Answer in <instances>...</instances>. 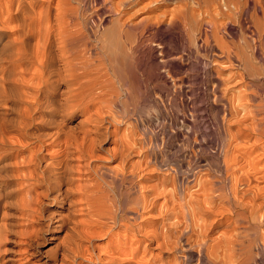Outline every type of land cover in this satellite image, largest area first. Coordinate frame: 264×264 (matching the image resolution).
<instances>
[{
	"label": "bare ground",
	"instance_id": "1",
	"mask_svg": "<svg viewBox=\"0 0 264 264\" xmlns=\"http://www.w3.org/2000/svg\"><path fill=\"white\" fill-rule=\"evenodd\" d=\"M36 1L38 2L0 0V264H45L46 260H35L36 247L45 242L54 249L50 264H154L159 256L150 261L148 247L161 252L165 249L182 252L183 259L178 264H189L191 260L195 264H230L228 245L236 246L235 250L242 259L238 264H264V94L250 92L251 83H245L246 88L243 90H248L249 93H241L242 96L238 95L236 102L233 100V105L230 104L232 112H222L221 122L219 121L221 125L230 121V125L237 129L234 133H229L226 128L222 129L221 157L217 159V168L212 169L215 173L210 176L209 181L197 179V174L203 172L200 170L209 163L193 167L194 163L180 177L178 167L168 166L166 159L160 160L151 152V143L147 146L146 138H140L141 154L132 135L131 141L127 137L128 142L125 138V141L116 139V120L104 107L107 105L108 110L113 109L110 104L115 105L120 96L119 91L114 82L107 78L106 69L103 71L106 67L102 65L104 63L95 62V58H91L94 48L89 53L88 46L85 47L88 34L99 33L98 36L106 47L102 49L106 62L119 82L132 87L136 83V88H139L141 84L138 75L148 72L147 68L150 67L157 73L156 76L160 75L159 69L168 64L166 60L157 61L155 48L149 42L150 38L154 40L158 34L164 36L166 32L156 29L144 35V31L155 23L161 22L169 26L173 21L175 32L170 34V39L179 40L183 44V40L192 34L195 43L203 46L205 51L209 50V54L208 51L204 54V59L211 63L210 70L212 65L220 61L216 59L218 62L215 63L213 55H217L224 57L231 69L239 68L241 71L237 74L241 79H259L264 77V57L257 47L264 44L261 42L264 39V27L261 30L254 28L258 33L254 37L258 46L252 45L242 35L241 38L237 36L239 29L242 30L241 24L239 29L229 26L225 37L230 38L223 40L225 33H222L223 36L220 34L218 26L212 24V18H209L212 19L210 21L199 17L204 9L201 10L203 5L198 0H194L196 6L189 5L186 0H178L173 7L145 15L136 24L129 21L132 13L126 8L140 0H103L97 6L96 13L89 15L83 25L78 20H71L78 22L76 28L51 27L46 24L42 26L44 21L41 23L42 20L39 19L41 24L36 25V18L40 15L36 17ZM161 1L149 0L147 3H151L149 8L155 10L161 5ZM248 1H253V9L258 7L264 14L262 0H246ZM246 2L227 1L230 5L228 11L230 9L233 13L230 15L229 12L228 17L234 13L242 14L243 17L245 12L251 11H247L249 2ZM146 4L142 8H146ZM105 11L119 16L110 19L108 26L102 27L100 14ZM60 15L61 13L58 16ZM44 18L42 19L45 20ZM224 19L223 17V22ZM218 21L223 24L222 20ZM137 24L145 26L141 30L144 31L139 34L134 32ZM255 24L258 27L261 25L258 22ZM48 25H51V21ZM222 26H219L220 29ZM250 31L254 36L255 31ZM191 49L193 48L190 47L189 50ZM169 63L172 65V61ZM174 66L179 65L175 64L173 68ZM226 76L224 77L227 78ZM175 79L173 83L177 84L180 91V78ZM213 79L211 89L217 94L214 96L222 97L226 81L219 76ZM255 87L257 88V84ZM224 102L226 103L225 100ZM225 108L227 107L223 110ZM239 109L242 114L238 116ZM145 132L148 133L144 131L142 134ZM134 151L139 153L138 160L132 159ZM113 160H119L117 167L110 166ZM102 162L108 164H101ZM152 165L157 167L154 169ZM162 170L174 174L170 177L172 191L167 189L169 180L166 176L161 177L156 185L147 184L151 176L161 174ZM106 177L115 180V183L118 181L121 185H128L129 193L128 190L125 192L130 194L129 199L126 195L129 207L126 205V208H119L120 205L113 202L115 199L110 201V192L107 193L108 190L100 182V179L108 182ZM191 180L199 185L198 191L202 189V195L206 190H209L208 193L211 191L212 194H218L215 196L221 198L224 210L225 207L230 210L233 224L242 229L237 235H224L225 242L221 240L224 248H219L221 255L215 253V245H209L207 239H200L199 233L191 234L193 229L190 228L189 232V227L186 230L179 228L186 196L188 195L189 203L195 201L200 206L203 202L195 192L189 193V189L186 190V183ZM212 194L208 198L210 201ZM161 197L164 200L159 205L158 199ZM204 197L205 195L200 198ZM169 200L171 204L168 203ZM157 205L161 212L164 211L171 219L175 218L171 222L172 226L167 228L170 233L167 230H149L148 224L139 234H128L129 228L126 227L124 234H116L119 238L111 242L108 250L103 251L95 245L94 241L99 236H110L111 239L112 234H106L107 229L123 225L121 222H125V217L127 220L132 219L133 223L139 220L140 224L151 219V212ZM195 209L193 206L194 211ZM219 211L222 214L227 212L223 209ZM160 214L159 212L158 215Z\"/></svg>",
	"mask_w": 264,
	"mask_h": 264
},
{
	"label": "rangeland",
	"instance_id": "2",
	"mask_svg": "<svg viewBox=\"0 0 264 264\" xmlns=\"http://www.w3.org/2000/svg\"><path fill=\"white\" fill-rule=\"evenodd\" d=\"M98 1H100V2H98ZM102 1L103 0H38V2L36 1V6H37L36 7V10H37L36 11V14H37L36 17L38 16V14H40V15L36 18V25H38V24L40 25L44 21V23L41 24L42 26H45V24H46V26H51V27L52 26H54V27H58V26L63 27L64 26V28H67V26H68L69 28L71 27V29H73V26H74V28H76V27H78V26H76L77 25L76 23L82 22L81 24L83 25L85 23V21L87 20V17H89V15L91 16L94 14L95 10L97 9V6H99V4ZM177 1L178 0H162L161 5L158 7V9H155V10H151L149 8V6L151 5V3L148 5L149 0H140L138 3L133 2L132 4L128 5L126 8L130 14L132 13L131 14L132 17L130 18L129 21L136 24L139 22L138 20H140V18L144 17L145 15H148V14H151L154 12L159 13L163 9H169L170 7H173L174 5H176L179 2V1L178 2ZM186 1L189 5H192V6L195 5L194 0H192V1L186 0ZM198 1H199V3H201L203 5V6L200 5V6H202L201 10L204 9V11H202V14L199 17L204 18V20L207 19L210 21L213 19L211 22H212V24L215 23L216 26H218V28L221 32L220 34L222 35L223 32L225 33V34H223L224 36L222 35L224 37L223 40H228L230 38L228 36L225 37L226 32L229 29L228 28L229 26L233 25L235 28L237 27V29H239L240 24H241L242 30L239 29V33L237 34V36H239L240 38L242 36H244L250 41L251 44L252 43L257 44V46H258V43L256 41H254V39L256 38V35H258L257 30L254 28H258L261 30L262 27H264V16H263L264 14L262 12H260L262 10L258 7L253 9V7H254L253 1L252 2L248 1L249 2L248 3V2H246V0H242L243 4H245V2H246V4L248 3L247 4L248 5L247 11L251 10L249 12H245V14H243V17H242V14H238V13H236V14L234 13V15H232L231 17H228L231 14H233L230 11V9L228 11V8H230L229 7L230 5L227 3V1H229V0H198ZM145 4H146V6L148 5L146 8L144 7ZM207 4H209V5L211 4L212 6L211 5L207 6ZM250 4H251V6H249ZM262 4H264V0H262ZM142 5H144L143 8H142ZM204 5L206 7V10L204 8ZM226 5L227 6L229 5V6L226 7ZM250 7H252V8L250 9ZM55 8H57V9H55ZM218 8H219V11L217 10ZM40 11H42V12L44 11L43 15H45V18L42 15V12L40 13ZM55 11H57V12H55ZM149 11H151V12H149ZM216 11L218 13L220 12L219 14H221V15H219ZM58 12L61 13L60 17L58 16L60 14V13L58 14ZM98 12H100V11H98ZM225 12H227V14ZM229 12H230V15H228ZM54 13L56 16L54 15ZM62 13H63V15L65 14L64 16H66V15L67 16L64 17L62 15ZM215 14H216V16H215ZM75 15H76V17H75ZM100 15H101L100 20L102 21L101 22L102 27L108 26L109 25L108 21L110 19H114V18L119 16L118 14H114L111 12L109 13L108 11L107 12L105 11L104 13L101 12ZM41 16H42V18H44L46 20L47 23H45V20H43L41 18ZM48 16H50L51 19ZM225 16H227V17H225ZM245 16L247 17V19ZM3 17H5V16H3ZM55 17H56V19H54ZM68 17H69V19H67ZM223 17L225 18L224 22L225 23L227 22L226 25L223 22ZM232 17L235 19H231ZM209 18H212V19H209ZM257 18H258V20H257ZM38 19H39V21L42 20L41 23L38 21ZM57 19H58V21H59V19L62 20V21H59V23H61L62 26L59 23L58 24L56 23V22H58ZM166 19H168V18L166 17ZM217 19L222 20L223 24H219L218 23L219 21ZM65 20H66V23H65L66 25L64 24ZM71 20H75V21L78 20V22L74 21L75 22L74 23ZM50 21H51V25H48V24H50ZM229 21H230V23H229ZM70 22H71V24H70ZM131 22H130V25L132 24ZM256 22H258L262 26L259 25V27H258V25L255 24ZM52 23L54 25H52ZM235 23H237L238 25ZM166 25L167 24H163L161 22L157 23V24L155 23V25L149 26V29H147L145 31L143 30L144 35H148L153 30H156V29H158V31L162 30V32H164V33L166 32L164 36H160L158 34L156 36L157 38L156 37H155L156 39L154 38L155 41L152 40V38H150L149 42H150V44L152 43L153 47L155 48V54H156L157 61H159V62L164 61L165 62V60H166V62L168 64H165V66H163L162 68L159 69L161 74L157 75V76H156L157 73H155V71L152 67L147 68L148 72H145V73L140 72L141 74L138 75L139 76V84H141L139 88H136V83H134V87H132L130 85L124 86L119 82V79L117 78L116 74L113 73L112 69L108 66V64L106 62L107 58H106V55L103 51L106 47H104V44L100 40V38L98 36L99 33L96 35H92V34L89 35L87 33L89 39H87L88 43H86L85 47L88 46V49L90 48L89 50L87 49V52L89 51V53L94 48L93 49L94 51L92 50L91 55L89 53H87V54H89L91 56V58H93V59L95 58L94 59V61L96 60L95 62L100 63L99 61H101V64L104 63L102 65L106 66V67L104 68L101 65L102 66L101 68L102 69L104 68L103 71L106 69L105 71L108 75L107 78L109 77L108 79L110 80V82H112V83L114 82L113 84H115L116 88L119 91L120 96H119V99L117 100V102L115 103V105L110 104L113 109L108 110L107 105H105V107H104L107 111H109V113L111 112L110 114L112 115V118L114 120H116L115 121V126L117 129L116 130V136L118 137V138L116 137V139H118V140L123 139V141L126 140L128 142V138H130L129 140L131 141L130 135H132V137H134V139H136V141H137L136 147L139 150L140 149L139 145L141 144L140 143L141 139L146 138L145 139L147 142L146 145L152 146L151 152L156 154V156L160 160L163 158L166 159L168 161V164H169L168 166L172 165V166L178 167L180 177L185 175V172L189 168H191L194 163L195 164L193 167H195L197 165L198 166L200 165L199 167H201L202 165L209 163V165L203 166L204 167V168H202L203 170L202 169L200 170L203 172L197 174V175H199L197 179H199L200 181L201 180L206 181L207 179H208L207 181H209L210 176H213V174L215 173L214 170H212V169L217 168V159L221 157V150H222L221 139L223 136L222 129L224 130L226 128V130H228L229 133H230V131H231V133H234L236 131L235 129H237L236 126L233 127L230 125V123H231L230 121L226 122L227 124L224 123L223 125H221V123H220L221 122V116L223 115V113H228L232 109L231 105H233L234 101L236 102L235 99L238 97V95L240 97V95L242 96V94L246 95V93H249L248 90L244 91L246 88L245 83H248L247 85H249L251 83V85H249V86H251V88L252 87L254 88V89L248 88L250 90V92L254 91L256 93H259L260 95H263L264 94V88H262V87H264V77L259 78V79L250 78V77L241 79L240 76L238 75L239 74L238 71L240 69L239 68H238V70L237 69L235 70V68L231 69L227 65V63L225 62L226 59L224 57H222L223 58L222 59L220 56H217V55H213V58H215L214 61H215V63H217L219 60L220 61L217 63L218 65L217 64L212 65V69L210 70L209 67L211 66L210 65L211 63L207 62L204 59V57H205L204 54H206L207 51H208L207 54H209V50L207 49L205 51V49H203V46H199L197 43H195L192 34L187 36V39L183 40L184 45L182 44V42H179V40H174L172 38L170 39V36L173 35L175 32V29H174L175 23H173V21H172L170 24L171 26L170 25L166 26ZM220 25H223L221 27V29L219 27ZM144 27H145L144 25L137 24L134 28L135 29L134 32H136V34L137 33L139 34V33L143 32L141 30L144 29ZM223 29H224V31H222ZM250 30L255 31L254 36ZM240 35H242V36H240ZM96 36H98L99 39ZM159 36H160V38H159ZM239 37H237V39H240ZM252 39H253V41H252ZM174 41H176L177 44ZM262 41L264 43V39L261 40V42ZM190 42L192 43L191 45H190ZM101 43L103 44V46L101 45ZM101 46L104 48H102ZM190 47L193 49L189 50ZM257 49H259V52L264 57V54H263L264 53V50H263L264 44H261V46L257 47ZM164 50H165V52H164ZM95 51H97L98 53ZM249 52L250 51H248V53ZM93 53L95 55L97 54L96 56H98V57L100 56L101 59L96 57ZM99 54H101V55H99ZM216 59H218V61ZM170 61H172V65L169 63ZM220 63L222 65V68H221ZM175 64L179 65V66L178 67L174 66V68H173V65H175ZM226 65L228 68L226 67ZM212 70H213V73H212ZM230 73H232V75ZM235 73L239 78L238 77L236 78ZM214 74H216V75H214ZM216 76H219L221 78L223 77V79H225V81H226L227 86H223V88H222V90L225 91V92L222 91L223 92V95H222L223 98L222 97L216 98V96H214V95H217V94L213 93V91L211 89L212 85L214 83L213 77L215 78ZM224 76H226L227 78H225ZM228 76L230 77V79L231 78L232 79L230 80ZM176 77L180 78V87H181L180 91L177 88V84L173 83L174 79ZM234 77L236 79H234ZM165 79H167L168 81L165 82ZM239 79H241L240 82H238ZM258 80H259V82H258ZM228 81H230V82H228ZM253 81H255V82H253ZM253 83L257 84V88L255 87L256 84L253 85ZM178 84H179V82H178ZM258 85H260V86L258 87ZM228 86H231V87H228ZM168 87H169V89H168ZM225 88H226V90H225ZM258 88H259V90H258ZM255 89H257V90H255ZM261 92H262V94H261ZM231 97H233L234 99ZM220 98H221V101H220ZM217 99L219 100V102H217L218 101ZM224 100L226 101V103L224 102ZM229 100H230V102H229ZM223 102H224V104H223ZM221 105L224 107H227V108H225L226 110H223L224 107H222ZM216 110L218 112H216ZM232 111L233 110H231V112ZM238 111H237V114L239 116V114L240 115L242 114V110H240L239 113H238ZM115 112L117 114H113ZM217 129H218V131H217ZM144 131L148 132V133L145 132L147 136L144 135L145 133L142 134ZM218 133L220 134V136ZM143 136H145V137H143ZM124 138H125V140H124ZM147 140H149V142ZM251 140H253L252 137H251ZM217 143H219V144H217ZM148 144H150V145H148ZM139 152H140V150H139ZM149 152H150V150H149ZM133 153H135V154L132 155V159L134 158V160H138L139 159L138 151H134ZM140 154H141V152H140ZM118 161L119 160L111 161L110 166L117 167L119 164ZM101 164H108V163L102 162ZM152 167L155 169L157 166L154 167V165H152ZM261 168H263V167H261ZM207 170H209L210 172ZM215 171H217V170H215ZM160 173L161 174H156L155 176H151V178H150V180H148L147 184L149 183V185H151V184L156 185L159 183L161 177L166 176L167 179L169 180L167 189L168 190L171 189L169 191H172L173 187L170 185V177H172V175H174V174L170 173V171L168 172L165 170L164 171L162 170V172H160ZM106 178H108V179H106ZM106 178L105 179L108 180V182L107 181L105 182L102 179H100V182L102 185L104 184L103 186H105L106 190H108L107 193L110 192L109 193L110 198H111L110 201L111 200L113 201L115 199L116 201L114 200L113 202H116L115 205L117 204V206L120 205L121 207L118 206L119 208H126V207H124L126 205H127V207H129V200L128 199H129L130 194H128L129 193V189L127 188L128 185L126 183H122V185H121L120 182L117 183L118 181L115 183V180L112 181V179H110V177H106ZM109 179L111 182L110 184H109ZM191 181H193V180H191ZM191 181L189 183H186L187 186H185V188L188 187V188H186V190L189 189V190H187L189 193H190V191H192L193 193L195 192L196 195L198 196V199H200L203 202H201V205L198 206L197 202H195V201H192V203H189L188 195L186 196L188 200L185 197V199H186V201H184L185 207H184V209L182 208L183 213L180 217V223H179L180 227L179 228L186 230V228L189 227L187 231H189L190 228H191V230L193 229L192 232H191V230L189 231V232H191V234H198L199 233V238L200 239H207L208 240L207 243L209 245H211V244L213 246L215 245V253L221 255L222 254L221 249L224 248L223 247L224 245H221V243L225 242V237L229 234L230 235H232V234L237 235L239 233L238 231H241L242 229L237 224H233L232 214H231L230 210L226 209V207H225V210L227 212H224L223 214L220 213L221 212V211H219L220 209H223V211H225L224 210L225 205L223 206L221 204V198L219 199V197L215 196L218 194H216V193L212 194L211 191L209 192L210 193L209 194L208 193L209 190H206L207 194L203 192L204 194L202 195V189H200L201 193H199L200 191H198L199 185H196V183L194 181L192 182L194 184H192ZM125 184H126V187H125ZM120 185H121V187H118ZM197 186H198V188H197ZM125 188H127V189H125ZM126 190H128V193L125 192ZM187 191H186V193L188 194ZM211 194H212V201H210L208 199V198H211ZM126 195H127L128 199H127ZM204 195H205L204 198H200V197H203ZM206 195H208L210 197H207ZM124 198H126V199H124ZM158 200H159L158 204L160 205V202L162 203L164 198L161 197ZM204 201H206V202H204ZM108 202H109V200H108ZM213 202H215V203H213ZM168 203L171 204V201ZM159 205H157L155 207V210L152 211L153 213L151 212L152 218L149 220H146L145 221L146 224H145V222L140 224L139 220H136L135 223H133L134 221L132 219L128 218V220H127V218L125 217V220H123L125 222H121V223H124L123 225L111 226L112 228L107 229L106 234H112L111 239L109 238L110 236H108V238H107V236H104V235H103V237L99 236L94 241V243H96L95 245L100 247V249H102V250L103 249L105 251L108 250V248L112 244L111 242L118 240L119 235H116V234H124V232H125L124 230L126 227L129 228L128 234H139L140 231H142L144 229V226L148 225V224H150V226H151V227L148 226L149 228L147 227V229H149V230L157 229L158 231L160 230V232L167 230V233H168L169 231L167 228L172 226V223L175 221V218L172 217L173 219H171L170 218L171 216L168 217L167 214L164 213V211L161 212ZM193 206H194V209L196 207L195 211L193 210ZM201 206H202V208H200ZM191 210H192V212H191ZM208 210H209V212H208ZM189 211L191 214L189 213ZM212 211H214V212H212ZM215 211H218V212H215ZM159 212L161 213L160 214L161 216L158 215ZM184 212H185V214H184ZM187 213H189V216H191L190 218H189ZM127 217H130V216H127ZM168 218H170V219H168ZM186 219H187V221H185ZM129 222H131V224ZM185 222H186V224H185ZM210 222L211 223L213 222V223L211 224ZM126 223H128V224H126ZM129 224H130V226H128ZM235 225H237L238 227L237 226L235 227ZM130 227L131 228L133 227V229H131ZM195 227L196 228L199 227V228L196 229ZM231 227H234V228L231 229ZM200 228H201V231H200ZM136 229H138V230H136ZM230 231H231V233H230ZM171 232H172V234H174L173 231H171ZM189 232H188V234H190ZM252 233L253 232H250V234H252ZM224 235H226V236H224ZM223 237H224V240L222 239ZM221 240H222V242H221ZM50 246H51V244H49L47 242H45L43 244L40 243L36 247L37 252L35 254V260L37 259L41 262L46 260L44 263L50 264V260L54 255V249ZM228 247H229V249L227 250V253L228 252L230 253V260H231L230 264H238L242 259L235 250L236 246L228 245ZM148 248H149V254H150L149 255L150 261H152L155 256H157V257L159 256V258L156 260V262H154V264H164V263L165 264H178L183 259V253L182 252H174L173 250L168 251L166 249L161 252V251L154 249V248H151V247H148ZM219 248H221L220 251H219ZM191 263L195 264V262L193 260H191L189 262V264H191Z\"/></svg>",
	"mask_w": 264,
	"mask_h": 264
}]
</instances>
